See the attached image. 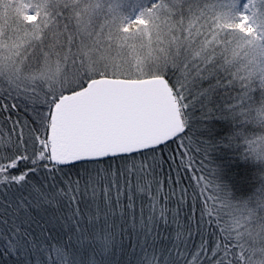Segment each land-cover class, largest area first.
<instances>
[{"label":"trees","instance_id":"1","mask_svg":"<svg viewBox=\"0 0 264 264\" xmlns=\"http://www.w3.org/2000/svg\"><path fill=\"white\" fill-rule=\"evenodd\" d=\"M4 1L0 25L29 28L25 5L39 20L54 0ZM236 1L227 3L226 25L245 50L258 42L260 55L250 69H209L189 91L205 101L192 100L200 114L208 109L191 132L200 156L186 157L175 135L135 152L51 164L53 108L87 83L54 105L0 83V264H264V59L259 39L235 23ZM256 4L261 23L264 0ZM259 27L264 35V21Z\"/></svg>","mask_w":264,"mask_h":264},{"label":"rangeland","instance_id":"2","mask_svg":"<svg viewBox=\"0 0 264 264\" xmlns=\"http://www.w3.org/2000/svg\"><path fill=\"white\" fill-rule=\"evenodd\" d=\"M228 1L234 0H54L44 4L46 13L39 20L25 5L24 18L33 21L32 26L0 25V83L51 104L55 97L96 77L159 76L170 88L187 128L186 135L185 130L177 133V145L186 157H197L191 132L208 109L200 114L192 100L205 101L189 91L202 86L209 69H250L260 55L258 42L245 50L244 39L226 25ZM256 8V0H237L234 18L237 26L246 24L244 33L250 40L259 39L264 59L259 27L264 19L257 20ZM11 14L5 18H13ZM197 14L201 17L195 20ZM204 30L208 36L201 35ZM166 74L173 85L167 83Z\"/></svg>","mask_w":264,"mask_h":264},{"label":"water","instance_id":"3","mask_svg":"<svg viewBox=\"0 0 264 264\" xmlns=\"http://www.w3.org/2000/svg\"><path fill=\"white\" fill-rule=\"evenodd\" d=\"M182 128L178 103L161 77L91 79L56 102L48 159L67 165L135 152L171 139Z\"/></svg>","mask_w":264,"mask_h":264}]
</instances>
